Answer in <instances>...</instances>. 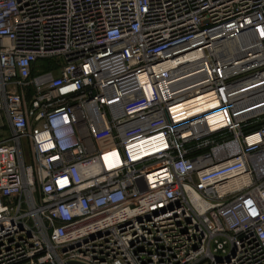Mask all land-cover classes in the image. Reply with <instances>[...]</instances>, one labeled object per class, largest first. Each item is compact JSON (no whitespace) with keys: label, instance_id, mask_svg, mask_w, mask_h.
Masks as SVG:
<instances>
[{"label":"built area","instance_id":"2783aa9c","mask_svg":"<svg viewBox=\"0 0 264 264\" xmlns=\"http://www.w3.org/2000/svg\"><path fill=\"white\" fill-rule=\"evenodd\" d=\"M0 264H264V0H0Z\"/></svg>","mask_w":264,"mask_h":264},{"label":"bare ground","instance_id":"6f19581e","mask_svg":"<svg viewBox=\"0 0 264 264\" xmlns=\"http://www.w3.org/2000/svg\"><path fill=\"white\" fill-rule=\"evenodd\" d=\"M205 100H206L205 98L197 99V100H195L196 102H193V103L189 104L188 106L192 107L191 111H193V112H198V111H201L203 109H207L208 107H213L214 102H212V101L205 102ZM218 118H219V115H217V114L210 115L209 117H207V121L209 123H214L215 121L218 120Z\"/></svg>","mask_w":264,"mask_h":264},{"label":"rangeland","instance_id":"374dc122","mask_svg":"<svg viewBox=\"0 0 264 264\" xmlns=\"http://www.w3.org/2000/svg\"><path fill=\"white\" fill-rule=\"evenodd\" d=\"M46 62L45 61H40V62H38V66H40L41 68L42 67H45L46 66Z\"/></svg>","mask_w":264,"mask_h":264}]
</instances>
